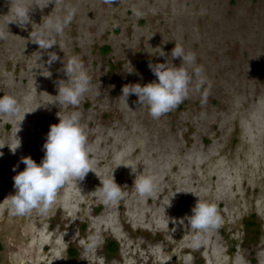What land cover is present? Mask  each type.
Masks as SVG:
<instances>
[{
    "label": "rangeland",
    "instance_id": "374dc122",
    "mask_svg": "<svg viewBox=\"0 0 264 264\" xmlns=\"http://www.w3.org/2000/svg\"><path fill=\"white\" fill-rule=\"evenodd\" d=\"M68 5L77 11L55 36L57 45L41 50L31 43L30 32L44 16H62ZM36 6L22 29L7 24L11 8L0 0V95L14 96L21 108L14 120L0 115V264H100V258L104 264H264V0H55ZM175 42L195 54L205 82L153 120L134 103L135 95L127 107L121 88L156 80L148 64L163 63L159 48L168 55ZM47 52L60 58L50 67ZM73 54L99 91L67 109L81 113L92 171L60 190L48 215L13 217L3 200L14 194L12 177L24 168L20 158L39 164L49 126L65 114L52 101L56 82L67 79L57 71L60 61ZM128 64L138 75L125 72ZM16 138L19 147L12 150ZM126 166L155 178L151 197L136 195L135 174ZM111 172L125 198L106 206L94 190ZM197 199L214 203L222 224L194 249L191 230L179 221L191 215ZM95 232L102 243L85 254L82 241Z\"/></svg>",
    "mask_w": 264,
    "mask_h": 264
},
{
    "label": "clouds",
    "instance_id": "9594fccd",
    "mask_svg": "<svg viewBox=\"0 0 264 264\" xmlns=\"http://www.w3.org/2000/svg\"><path fill=\"white\" fill-rule=\"evenodd\" d=\"M101 2L104 5H112L114 0H101ZM8 3L13 18L7 24L13 22L23 29L32 23L29 14L33 6L36 5H29L25 0H8ZM50 3L54 4L55 0H42L41 6L36 7L43 9ZM76 11L75 7L68 5L62 16H44L43 23H39L37 30H31L30 42L41 50H48L53 45H57L55 36L62 34L69 27ZM157 55L164 57V62L148 64V68L156 80L143 86L139 83L126 84L122 86L119 96L127 106L126 101L129 95H135L137 99L134 103L139 108L146 109L147 114L153 120L176 109L189 97L190 93L199 92L205 82L203 68L196 64L195 54L186 51L181 44L175 42V46L168 55L159 48ZM175 58L180 59L179 66L172 64V60ZM58 60L60 58L55 52H47V59L44 63L50 67ZM60 62L62 67L57 71L62 72L67 79L56 82L57 94L52 102L65 108L66 111L64 115H58V123L49 126L42 144L43 157L40 163H35L27 156L20 158L24 168L12 177L14 194L8 195L3 200L6 210L13 217H24L32 212L41 216L48 215L57 201L60 190L70 182L76 185L77 181H82L85 175L92 171L89 162L91 149L85 130L81 125V113L78 110L67 111V109H77L88 93L98 94V85L95 87L92 85L91 77L78 55H70L67 59L63 57ZM125 72L138 75L130 65ZM47 73L49 76L50 72L47 71ZM20 113V105L14 96L0 95V115L14 120ZM17 147H19L18 138H16V145L12 150ZM126 167L130 168V174H135L131 187L136 195L145 198L151 197L156 186L155 178L151 175L141 174V172L137 173L136 167ZM12 171L16 172V166H13ZM94 192L96 198L106 206L117 204L125 198L121 187L114 182L112 172L111 179L100 181V186ZM190 211L191 215H186L179 223L186 230H191V246L197 249L206 233L219 229L222 218L214 203L199 199L196 200ZM102 239L99 232L90 234L82 241L83 252L94 254L101 245ZM100 264H104L103 258H100Z\"/></svg>",
    "mask_w": 264,
    "mask_h": 264
},
{
    "label": "trees",
    "instance_id": "16d2710c",
    "mask_svg": "<svg viewBox=\"0 0 264 264\" xmlns=\"http://www.w3.org/2000/svg\"><path fill=\"white\" fill-rule=\"evenodd\" d=\"M108 249H109L110 251H115V250H116V244L113 243V242H109V243H108ZM73 252H74V251L71 250V253H72V254H74Z\"/></svg>",
    "mask_w": 264,
    "mask_h": 264
}]
</instances>
